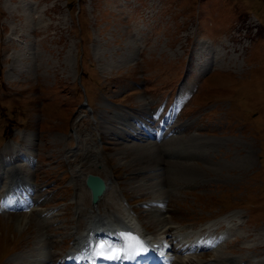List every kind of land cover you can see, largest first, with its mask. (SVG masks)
<instances>
[{
  "label": "rangeland",
  "instance_id": "374dc122",
  "mask_svg": "<svg viewBox=\"0 0 264 264\" xmlns=\"http://www.w3.org/2000/svg\"><path fill=\"white\" fill-rule=\"evenodd\" d=\"M176 101V132L160 144H117L100 127L103 116L141 106L160 118ZM133 144L153 149L165 170L147 181L152 192L136 181L151 173L131 179ZM10 149L26 150V169L36 171L13 173V191L29 182L40 203L30 213L0 209V264L28 258L39 236L58 241L43 255L65 253L92 171L152 235L162 236L147 218L150 202L163 197L170 234L220 231L217 251L176 258L263 260L264 248H252L264 242V0H0V170ZM17 213L52 218L60 230L20 232L9 220Z\"/></svg>",
  "mask_w": 264,
  "mask_h": 264
},
{
  "label": "bare ground",
  "instance_id": "6f19581e",
  "mask_svg": "<svg viewBox=\"0 0 264 264\" xmlns=\"http://www.w3.org/2000/svg\"><path fill=\"white\" fill-rule=\"evenodd\" d=\"M220 57V56H219ZM221 58V57H220ZM224 56L217 60L214 59L211 61V65H218L221 61H223ZM221 60V61H220ZM179 99V96L177 97ZM177 102L171 107L170 111L166 113L165 115L158 118V114L156 111L147 112L146 108L140 107L134 109L133 114L125 115L119 119L114 118L113 116H103L100 121V127L107 130L106 134L110 135L114 141H116L117 144H122L127 141L128 139H134L136 140L135 143H143L147 141H151L157 144H160L164 142L165 140H170L172 137V134L176 132V127L174 123V120L172 117L173 110H175L177 106ZM143 113H146L144 115H141ZM158 119V122L155 119ZM128 121V122H127ZM106 123H110L114 125V128H106ZM98 129V128H97ZM100 130V129H99ZM135 147L140 149L141 145L133 144L131 146H128L125 149L132 150L134 152V157L130 158L131 163L134 162L133 165H136V168H133V174L134 177H131V179L137 178L138 172H149L148 176L146 178H137L136 181H139L141 185H144V191L152 192L154 191L153 187L155 188L154 184H149L147 181L149 178H156L160 179L162 181L163 178L162 174H164L165 170L163 171L161 168V161L156 158L153 153V149L150 148H144L141 147V151H135ZM123 149V151H120V154H123L126 156V150ZM12 150V149H10ZM136 153V154H135ZM144 153V154H143ZM6 155L8 161L6 160L1 161V169L0 170V209L9 210V209H30V206L38 205L40 203V200L38 199V192L36 193V190H39L38 186H34L31 183L28 182V185L24 189H20L18 187L19 192L13 191V189L16 186V184L12 181V175L13 173H16V175H35L36 171L32 170L29 171V169H26L27 167H30L32 165V159L29 156V153L24 150L22 152L8 151ZM13 154V155H12ZM139 154L141 156H139ZM143 154V155H142ZM152 154V156H150ZM145 155V157H144ZM172 156V154H171ZM170 158H174L170 157ZM85 159V158H81ZM169 159V158H168ZM21 161L22 163L17 165V168L21 169L18 172L16 170L13 171V168H11V163ZM80 164H85V161L80 160ZM4 164L5 169L4 170ZM139 164V165H138ZM92 165V164H91ZM138 165V166H137ZM146 166V168L144 167ZM173 166L174 163H173ZM181 167L185 168H193V165L191 164H184L181 165ZM24 168V169H22ZM149 168L152 169L149 171ZM15 169V168H14ZM165 169V168H164ZM36 170V169H35ZM141 170V171H140ZM77 171V170H76ZM94 172V171H92ZM94 174L95 173H92ZM77 173V172H76ZM90 172L85 173L84 179L87 174ZM82 174V172H81ZM165 175V174H164ZM99 176V175H98ZM101 177V176H99ZM136 177V178H135ZM162 177V178H161ZM11 180L8 182L9 179ZM102 178V177H101ZM105 182V190L102 194L101 198L98 202H96L94 205L90 203V197L91 193L87 189V187L84 185V189H82L78 199L76 202V208H77V217H74L72 221L74 222L75 226L72 229V233L74 234V241L72 242L71 246L67 248L65 253L63 255H60L56 257L54 253L49 254L45 259H42V249H52L58 241L47 238L46 240L42 241L41 236H39L35 241L36 248L30 253L28 258L19 259V264H82L80 260L77 259V257L82 258L83 256L79 253L74 251L73 249L77 245H82V252H87L85 249L87 248V242L88 239L85 240V238H89L90 241L96 242L98 239V235L102 234L106 236V232H108L109 238L102 236L99 240L108 241V239L116 240L117 245H122L125 247V250L120 255V259L124 261L126 256H128L129 247L132 244L133 238H135L141 245L142 248H145L147 246L151 247H160L161 251L166 248V256L167 258H164L161 260L158 264H203V263H197L193 262L194 260L192 258H189V255H184V257L179 256L176 258V254H184V253H191L192 251L200 250L201 252H204L206 254L208 251L211 252L212 249L218 250L220 245V239H217L216 241H210V243L200 244L199 240H188L190 233L181 232V234L172 235L170 234V231L172 228L167 226L166 223V217H165V210L164 206L166 204V198L162 199H152V201L148 204L151 205V208L148 209V211H151V213H148V220L153 225H156L158 227L159 231L158 233L162 234L160 235H152L149 233L148 229L141 225L139 223V217L134 215V210L129 209L124 204H119V202L113 198L111 194V187L110 183L107 179L102 178ZM141 179V180H140ZM136 183V182H135ZM147 183V184H146ZM157 184V183H156ZM143 188H141L142 190ZM86 201H88V204H86ZM129 204V202H128ZM41 205V204H40ZM147 205V204H146ZM108 209L113 208L115 210V215L111 214L113 219L112 223L101 214V209ZM161 210H163V213H161ZM34 211V208L27 211L28 213ZM147 211V210H146ZM158 212L159 215H156ZM37 216V215H36ZM9 219L11 215L8 214V216H5ZM235 218V217H234ZM12 223L16 226V228L21 232L27 230L30 226H33L37 229V234L40 233L42 230H45L46 232L51 231H58L60 230L59 227H54V229L51 227V224L53 223L52 218H42V217H36L34 219L29 214H15L12 216L11 219ZM210 226H205L198 231L202 232L205 231L206 228ZM213 230V229H212ZM120 232V238L122 240H118L117 232ZM252 235L248 233L246 237H251ZM85 237V238H84ZM162 240H165L168 242L163 243ZM261 248H264V242L259 243L255 246H253V251L259 250ZM70 249L71 251H74L73 253H77L76 257H73L67 254V251ZM241 251H244L242 248ZM200 252V253H201ZM258 253V252H257ZM260 253V252H259ZM42 254V255H41ZM79 254V255H78ZM85 254V253H84ZM202 254V256H204ZM201 257V256H200ZM204 258V257H203ZM83 259V258H82ZM213 260H216L214 263H208L205 264H240L237 260H230V259H223L219 256L214 258ZM244 264H264V259H258V260H247Z\"/></svg>",
  "mask_w": 264,
  "mask_h": 264
},
{
  "label": "water",
  "instance_id": "95a60500",
  "mask_svg": "<svg viewBox=\"0 0 264 264\" xmlns=\"http://www.w3.org/2000/svg\"><path fill=\"white\" fill-rule=\"evenodd\" d=\"M85 184L90 190L91 203L94 205L96 202L99 201L102 194L104 193L105 182L101 177L97 175L87 174Z\"/></svg>",
  "mask_w": 264,
  "mask_h": 264
},
{
  "label": "snow or ice",
  "instance_id": "6c2138e0",
  "mask_svg": "<svg viewBox=\"0 0 264 264\" xmlns=\"http://www.w3.org/2000/svg\"><path fill=\"white\" fill-rule=\"evenodd\" d=\"M113 258H115V257H113Z\"/></svg>",
  "mask_w": 264,
  "mask_h": 264
}]
</instances>
